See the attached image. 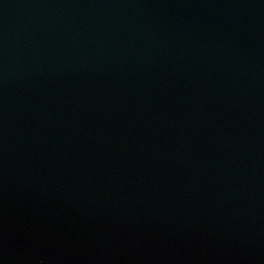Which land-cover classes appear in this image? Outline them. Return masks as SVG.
<instances>
[{"label":"water","instance_id":"1","mask_svg":"<svg viewBox=\"0 0 264 264\" xmlns=\"http://www.w3.org/2000/svg\"><path fill=\"white\" fill-rule=\"evenodd\" d=\"M0 264H264V0H0Z\"/></svg>","mask_w":264,"mask_h":264}]
</instances>
